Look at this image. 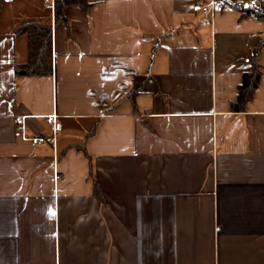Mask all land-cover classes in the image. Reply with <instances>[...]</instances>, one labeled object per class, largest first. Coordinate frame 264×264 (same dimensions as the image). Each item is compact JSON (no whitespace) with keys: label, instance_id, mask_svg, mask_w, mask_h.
Masks as SVG:
<instances>
[{"label":"crops","instance_id":"obj_1","mask_svg":"<svg viewBox=\"0 0 264 264\" xmlns=\"http://www.w3.org/2000/svg\"><path fill=\"white\" fill-rule=\"evenodd\" d=\"M85 1L0 9V264H264V48L231 108L264 22L227 5L263 0ZM46 17L51 75L15 76Z\"/></svg>","mask_w":264,"mask_h":264},{"label":"trees","instance_id":"obj_2","mask_svg":"<svg viewBox=\"0 0 264 264\" xmlns=\"http://www.w3.org/2000/svg\"><path fill=\"white\" fill-rule=\"evenodd\" d=\"M3 0H0V9ZM232 10L239 14V19L252 18L264 22V0L256 2L250 7L242 8L235 3L227 4ZM68 6H77L86 10L90 6L85 0H54L53 12L54 22L65 21L64 11ZM51 27L50 17L46 18H27L15 23L12 36L14 38L26 36L27 40V61L24 64L14 65L15 76H48L52 72L51 62ZM264 48V40L260 41L247 62L251 65V71L244 73L241 83L237 87V100L232 105L234 112H241L252 100L253 92L258 87L259 79L263 68L258 64L257 58L260 50ZM142 78H135L132 89L127 94V98L134 101L136 95L142 90Z\"/></svg>","mask_w":264,"mask_h":264},{"label":"built area","instance_id":"obj_3","mask_svg":"<svg viewBox=\"0 0 264 264\" xmlns=\"http://www.w3.org/2000/svg\"><path fill=\"white\" fill-rule=\"evenodd\" d=\"M44 4L50 5L52 8L54 5V0H43ZM219 4V0H207L204 4H196L192 6V12L194 13H212L214 12L216 6ZM53 128V133L56 135L61 128L60 123L57 121L56 115H50L46 119ZM15 123L21 128L23 123V118H15ZM21 125V126H20ZM33 145L43 144L46 142L44 137H34L29 139Z\"/></svg>","mask_w":264,"mask_h":264},{"label":"rangeland","instance_id":"obj_4","mask_svg":"<svg viewBox=\"0 0 264 264\" xmlns=\"http://www.w3.org/2000/svg\"><path fill=\"white\" fill-rule=\"evenodd\" d=\"M45 6H46L47 8H51L50 5L45 4ZM45 9H46V8H45ZM46 12H47V10H46Z\"/></svg>","mask_w":264,"mask_h":264}]
</instances>
